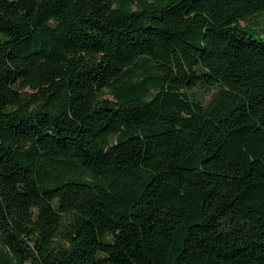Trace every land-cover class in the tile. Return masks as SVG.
I'll return each instance as SVG.
<instances>
[{"label":"trees","instance_id":"trees-1","mask_svg":"<svg viewBox=\"0 0 264 264\" xmlns=\"http://www.w3.org/2000/svg\"><path fill=\"white\" fill-rule=\"evenodd\" d=\"M259 14L0 0V264H264Z\"/></svg>","mask_w":264,"mask_h":264},{"label":"rangeland","instance_id":"rangeland-1","mask_svg":"<svg viewBox=\"0 0 264 264\" xmlns=\"http://www.w3.org/2000/svg\"><path fill=\"white\" fill-rule=\"evenodd\" d=\"M255 20L259 22L262 26H264V14H259ZM214 93L212 90L210 93H206L204 90H198L199 95H205L207 99Z\"/></svg>","mask_w":264,"mask_h":264},{"label":"water","instance_id":"water-1","mask_svg":"<svg viewBox=\"0 0 264 264\" xmlns=\"http://www.w3.org/2000/svg\"><path fill=\"white\" fill-rule=\"evenodd\" d=\"M3 238V237H2Z\"/></svg>","mask_w":264,"mask_h":264}]
</instances>
